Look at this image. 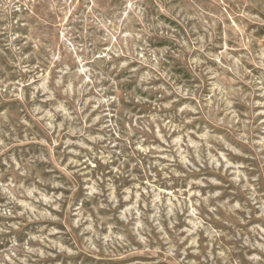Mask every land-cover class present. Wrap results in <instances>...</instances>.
Segmentation results:
<instances>
[{
    "label": "rangeland",
    "instance_id": "1",
    "mask_svg": "<svg viewBox=\"0 0 264 264\" xmlns=\"http://www.w3.org/2000/svg\"><path fill=\"white\" fill-rule=\"evenodd\" d=\"M0 264H264V0H0Z\"/></svg>",
    "mask_w": 264,
    "mask_h": 264
}]
</instances>
